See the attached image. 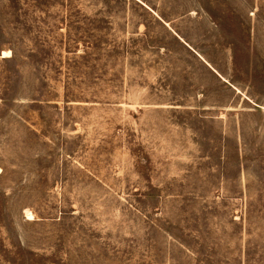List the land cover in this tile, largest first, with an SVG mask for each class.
Returning a JSON list of instances; mask_svg holds the SVG:
<instances>
[{"label": "rangeland", "instance_id": "obj_1", "mask_svg": "<svg viewBox=\"0 0 264 264\" xmlns=\"http://www.w3.org/2000/svg\"><path fill=\"white\" fill-rule=\"evenodd\" d=\"M0 264H264V0H0Z\"/></svg>", "mask_w": 264, "mask_h": 264}]
</instances>
